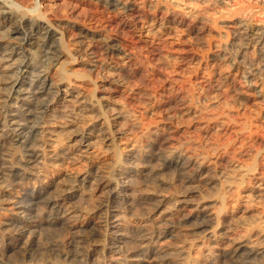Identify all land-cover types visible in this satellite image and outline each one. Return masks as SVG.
Returning <instances> with one entry per match:
<instances>
[{
	"label": "bare ground",
	"instance_id": "bare-ground-1",
	"mask_svg": "<svg viewBox=\"0 0 264 264\" xmlns=\"http://www.w3.org/2000/svg\"><path fill=\"white\" fill-rule=\"evenodd\" d=\"M6 1L0 0V28H6L9 33L6 45L0 44V81L7 86L3 99L0 100L4 117L0 141V210H3L0 216V262L4 260L6 264H37L42 253L50 252L51 259H58L61 264H191L188 246H172L169 240L184 241L183 237L193 238L192 240L206 237L208 246L206 252H203L204 257L193 264H264V244L258 243L254 239L256 236L252 238L255 233L257 236H264V217L252 218L255 210L251 205L239 209L237 206H226L219 197L204 199L201 195L202 197L192 198V194H184L185 192L175 196L168 192L170 189L167 182L162 187L159 184L156 187L149 184L152 180V177L149 180V173L153 170L159 174L164 173L163 171L171 173L176 170L181 174L194 171L197 177H189V181L193 183L201 177L205 178L208 173L215 172L210 184L226 182L229 186L235 180L242 179L240 173L232 174L223 168L215 171L212 162H207L203 157L204 154H191L170 145L164 129L161 132L153 130L154 134H145V139L125 138L126 130L124 131L121 123L127 116L126 113L113 110L109 114L110 118L107 117L108 120L100 113H94L98 102L97 97L88 95L89 83L81 79V72H70L63 64L68 56L70 59V51L63 44L62 33L54 27L56 24L38 9L40 6L36 7L38 12L35 11L33 16L23 14L24 16L18 17L16 13L19 10L12 8L11 4L9 6ZM243 1L238 0V3L243 5ZM103 2L111 11H128L134 5L147 4L155 7L154 10L164 8L167 21L171 24L143 26L141 35L145 38L154 36L159 31L172 36L177 25L183 24L190 17L192 23L190 22L188 34L192 39L207 37L204 34L208 25L211 28L214 24L216 28L213 31L217 34L222 32L220 25L230 28L226 33L228 32V36L234 34L240 42L239 47L233 54L218 50L215 65L224 69V81L228 82L235 97L264 109V89L253 83L246 85L242 82L244 73H248L250 77L257 74L259 69L248 66L244 71L243 63L236 59L240 49L253 48L264 66V21L253 23L239 6L235 10L231 7L229 15L214 18L200 10L170 9L168 4L159 0ZM38 4L41 5L42 2ZM80 34L86 37L87 31L82 30ZM110 45L116 47L117 44L112 42ZM219 45L220 43L217 46ZM30 64L34 68L27 71L28 75L23 67L29 68ZM54 66H57L55 72L52 71ZM69 75H73V78ZM26 83L30 84L28 88L19 87ZM101 90L103 91L102 88ZM106 109L108 111V107ZM63 133L66 135L63 136ZM204 141L207 144L208 140ZM246 171L244 175L247 174ZM181 180L182 178L179 181ZM191 186L194 185L189 188ZM192 188L190 193L197 194L200 190L197 185ZM251 189L257 196L264 195V179ZM87 199H90L88 203L93 201L92 208L79 203L80 200ZM151 200L152 210L146 216L139 212L140 215H137L134 211L137 206ZM249 212L253 220H246L243 216ZM255 214L254 216H258ZM240 216L244 217L242 223L248 228V233L245 231L247 234L230 240L227 234L231 222L240 221L243 218ZM44 228L52 229L53 232L51 236L48 233L42 242L40 233L44 235L41 232ZM227 239L230 241L227 242ZM164 241L169 242L162 244ZM219 243L225 245L215 251L213 245ZM16 251L21 252V259L15 262L9 260L8 255ZM108 256L110 257L107 259Z\"/></svg>",
	"mask_w": 264,
	"mask_h": 264
},
{
	"label": "rangeland",
	"instance_id": "rangeland-1",
	"mask_svg": "<svg viewBox=\"0 0 264 264\" xmlns=\"http://www.w3.org/2000/svg\"><path fill=\"white\" fill-rule=\"evenodd\" d=\"M38 1L42 2V4L39 5L38 3L40 2ZM159 1L168 4L170 9L177 11L179 9L181 11L189 9H191V11L200 10L207 16L214 18H218L221 15H229L232 10H235L239 6L242 13L244 14L245 12V15L249 17L253 23L264 21V0H242L243 5L239 4L238 0H225V2L224 0ZM6 3L8 5L11 4L12 6H9L12 8L19 10L18 13H16L18 17L24 16L25 14L26 16H33L38 12L36 7L40 6L38 9L44 12L43 14L46 15V17L48 16L47 18L49 20L51 19L50 21L54 25L56 24L54 27L60 30L63 37V44L65 47L67 45L66 48L70 51V59L68 56L63 64L70 72H81V79L89 83L88 93H90L88 95H94L95 98L97 97L98 102L96 103L98 106L95 107L94 113H100L105 119H107V117L110 118V113H112L113 110H122L126 113L127 116L122 119L121 123L123 124L124 131L126 130L125 138L130 140L145 139V134H154L156 129L159 132L164 129V133L167 135L166 137H168L170 145L181 148L191 154H197V152L200 156L204 154L203 157L206 158L207 162H212L211 164L215 167V171L224 169V171H229L232 174L240 173L239 176L241 175L242 178L240 180L238 179V181L235 180L236 182L234 181L231 186L227 185L226 182H218L216 185H212L210 181L213 177L212 175H215V172H212L213 174L208 173L205 178L201 177V179H196L197 182H194L196 183L194 184L189 181L190 176L197 177V173L194 171H188L189 174L187 172L181 174V172H175V170L171 172L177 174L174 176V173L171 174L170 171H163L164 173L161 172L159 174L153 170L151 171L152 174L149 173V180L152 177V180L149 182L151 186L156 187L158 186L157 184H159L160 187H162V184L167 182L169 184L168 186L172 187L169 188L167 186L168 189L173 192L170 190L168 191V189L167 191L173 195L175 194V196L185 192L184 194H192L194 196H192V198L203 196L204 199H210L219 197L224 200L226 206H237L239 209L245 205H251L255 210L253 213H256L258 216L252 214V217V215L250 216L251 212H249L243 215L246 220L264 217V200H261L264 198V195L261 194V196H257L251 189L252 186L264 179V115H262L264 114V109L249 104V102L245 100L243 102V98L239 99L237 96L235 97V94H232L234 92L230 89L228 82L224 81V69L218 68L215 65L217 63L218 50L223 51L221 53H232L236 52L239 47L240 42L234 37V34L231 33L228 36V32L226 33V31H230V28L218 25L222 32L221 34H217L213 31L216 26L211 23L210 27L211 25L213 27L208 28L209 25L206 27V32L210 35L205 32L204 36L207 37L203 36L204 38H200L201 40L194 39V37L192 39L191 35L188 34V30L191 27L190 22L192 23V17H190L184 21L185 25L184 23L177 25L172 36H168L164 32L159 31L154 36L152 35L149 38H145L141 35L143 26L151 24L167 26L171 24L167 21V12L164 8H162L163 10L161 8H158V10L156 8V10H154L155 7L147 4L145 6L134 5L133 9L128 11H111L104 5L103 0H7ZM231 7L233 8L232 10ZM248 7H250V9ZM26 8H30L29 10L31 13H34L31 14ZM221 27L224 30L221 29ZM82 30L87 31L86 37L81 36L80 32ZM5 31H7L6 28H0V44L2 45H6L9 41V33ZM213 34H215V36ZM112 42L117 44L115 45L116 47L110 45ZM214 43L217 44L215 45ZM218 43H220L219 46H217ZM108 47H110V49ZM240 50L241 51L236 55V59H240V63H243L242 66L244 71L247 70L248 66L259 69L257 74L250 75V77L248 73H244L242 82H245L246 85L253 83L264 89V66L256 55V51L253 48H247L246 50L244 48ZM57 65L59 66L60 64ZM29 66V68L23 67V71L28 75L29 73L27 71H32L34 68L32 64ZM56 67L54 66L52 71L55 72ZM52 71L51 73H53ZM0 73L2 72L0 71ZM72 76L73 75H69L70 78H73ZM113 79L116 80L114 81ZM27 80H29V78ZM115 82L117 83L115 84ZM214 82H216L218 86ZM28 85L30 86L29 83H26L24 86L19 85V87L28 88ZM5 87L7 86L0 81V100L3 99V94L6 92ZM101 95H103V98ZM231 96H233V98ZM224 97L226 98L224 99ZM221 98H223L224 101ZM102 103L104 104L102 105ZM55 106L58 107V105ZM107 107L108 111H106ZM1 108L2 104L0 106V141L1 135L3 134L1 129L3 128L4 122L2 121L4 119L3 109L1 110ZM104 110L106 111L105 114L103 113ZM65 133L67 134L66 131ZM65 133L62 135L65 136ZM209 139H211V142H209ZM204 140H208L207 144H205L206 142ZM204 146L207 148L209 146L212 147L206 148L205 150ZM212 148L215 150L213 151ZM247 167L248 169H246ZM245 170H247V174L244 175ZM154 172L156 174H154ZM153 175L157 178L153 177ZM182 175L183 177H181ZM169 176L171 177L169 178ZM160 177L163 178L161 179ZM181 178L182 180L179 181ZM154 179L158 180L154 182ZM175 180L178 182L176 183ZM157 181L158 183H156ZM154 183H156V185ZM189 183L190 185L198 186L200 190H198L197 194L190 193L194 186L189 188ZM186 186L189 189L187 188L185 191ZM249 194H254V197L252 196L254 198L253 200H251L252 197H248L250 196ZM258 197H260V200ZM80 201L79 203L87 206V208H92L94 206V203H92L93 201L88 203L90 199L83 200L84 202ZM152 201L153 200L147 204L137 206V209L134 210L137 213H135L137 215L141 214L142 216H146L147 213L152 210ZM1 214H3V210H0V216ZM242 217L240 216V218ZM244 217L240 219L241 222L239 220H236L237 222L235 221L234 223V220L231 222L230 227L232 229L230 228L227 234L229 237L227 236V238L232 240L235 237L248 233V231H246L248 228L242 223ZM44 229L41 231L44 235L40 233L42 242L48 236V233L49 236H51V232H53L52 229ZM253 237L254 239L256 238L258 243L264 244V242H262L264 241V236H257L255 233L252 238ZM183 238H185L183 239L184 241H182V239H173L169 240L170 242L164 241L162 244L169 242L172 246H188L190 249L189 262L191 261V264L204 257V253L208 246L206 237H198L196 240H192L193 238L189 237ZM186 238H188L189 241ZM259 238L261 241L258 240ZM230 240L227 239V242ZM225 243L222 245L220 243L217 245L214 244V250L216 251L218 247L220 248V246L225 245ZM20 253V251L11 253L8 255V259L14 262L15 260H20ZM109 257L110 256H108L107 259ZM40 260L38 259L37 264H61L58 259H51L50 252L42 253ZM44 260L46 262H44ZM0 264H6V261L4 262L3 260Z\"/></svg>",
	"mask_w": 264,
	"mask_h": 264
}]
</instances>
